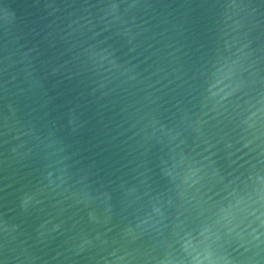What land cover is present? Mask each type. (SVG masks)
<instances>
[{"label":"water","instance_id":"95a60500","mask_svg":"<svg viewBox=\"0 0 264 264\" xmlns=\"http://www.w3.org/2000/svg\"><path fill=\"white\" fill-rule=\"evenodd\" d=\"M0 264H264V0H0Z\"/></svg>","mask_w":264,"mask_h":264}]
</instances>
